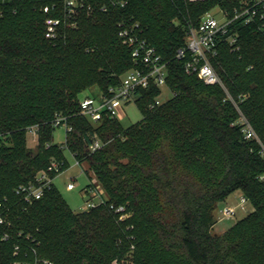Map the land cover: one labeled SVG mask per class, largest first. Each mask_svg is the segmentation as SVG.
<instances>
[{"label":"trees","instance_id":"obj_1","mask_svg":"<svg viewBox=\"0 0 264 264\" xmlns=\"http://www.w3.org/2000/svg\"><path fill=\"white\" fill-rule=\"evenodd\" d=\"M125 1L121 7L89 0L92 9L80 10L75 25L50 42L45 22L62 12L43 9L61 7V0H0V202L6 199L13 223L0 225V264L23 259L14 256L20 243L54 264H264V20H237L238 49L221 45L211 60L258 142L245 138L224 90L188 75L176 57L206 5ZM221 4L229 11L243 5ZM124 21L138 23L158 49L173 96L151 110L161 91L150 87L136 102L143 115L137 124L123 128L107 118L93 124L80 115V94L92 86L99 89L95 97L108 93L134 66L118 35ZM57 116L72 127L65 149L78 165L87 164L84 172L107 196L82 213H74L54 186L30 206L15 195L52 161L62 163L61 171L68 168L64 148L53 140ZM31 127L38 128L36 151L28 147ZM95 138L103 146L91 152ZM237 191L253 211L214 234L219 205ZM111 206L130 216L120 221Z\"/></svg>","mask_w":264,"mask_h":264},{"label":"built area","instance_id":"obj_2","mask_svg":"<svg viewBox=\"0 0 264 264\" xmlns=\"http://www.w3.org/2000/svg\"><path fill=\"white\" fill-rule=\"evenodd\" d=\"M4 1V0H3ZM113 5L124 7L127 4L125 0H110ZM61 7L53 4L45 7L44 13L50 14L61 8L62 15L60 17H48L45 26V38L50 42H55L61 37L63 30L66 27L74 26L80 10L86 7L91 10L92 6L89 0H61ZM106 6L102 7L106 11ZM257 17L264 20V0L245 1L241 8L229 11L221 8L218 14L206 15L200 19L199 24L188 26L185 36V47L177 51L176 57L179 60L185 61V72L188 75H195L207 86H219L225 92L224 102H230L240 113L238 124L242 127V132L246 139L257 140L260 142L254 129L240 112L238 103L233 99L216 70L214 69L211 60L218 55L219 46L228 45L232 50L238 49L239 36L233 28L234 23L242 19L244 24H249ZM119 38L122 43L131 50L133 68L125 72L121 77V82L118 86L111 87L108 93H100L97 97H86L80 101V115L85 117L93 124L100 123L104 119L119 120L123 116L122 106L131 102H136L141 98V91L147 90L150 87H156L160 91L163 87H167L168 67L162 60L158 49L151 45L143 38V31L138 23L120 22ZM162 92V91H161ZM161 95V94H160ZM159 95V96H160ZM159 96L155 102L149 106V109H155L164 103L159 101ZM54 127H65L66 134L72 130L67 120L63 116H57L54 121ZM28 135L38 140V128L31 127L28 130ZM103 146V143L95 138L89 149L91 152H96ZM264 155V150H263ZM78 164V163H77ZM62 163L52 161L45 169L37 173L35 180L28 184L20 185L15 190V195L21 202L27 206L40 200L47 191L52 190L54 178L62 171ZM75 189L73 182L68 183L67 190ZM101 187L92 180L82 190L84 197L87 200V209L90 210L100 204H104L107 199L104 198ZM99 198L98 203L91 200ZM247 200L242 197L240 207L244 208ZM111 209L118 214L119 220L124 221L130 215L125 212L124 207ZM6 199L0 202V225L10 229L13 223L7 217ZM5 212V215L3 214ZM236 208L225 207L222 210L223 217L229 218L234 216ZM21 236V233H19ZM26 240L35 243L36 240L30 236L25 237ZM10 239V234L4 233L2 240L7 242ZM39 244V243H37ZM25 248V250H23ZM14 256L23 257L21 260H16L13 264H54L52 261L38 256L34 246L26 244H17L14 249Z\"/></svg>","mask_w":264,"mask_h":264},{"label":"rangeland","instance_id":"obj_3","mask_svg":"<svg viewBox=\"0 0 264 264\" xmlns=\"http://www.w3.org/2000/svg\"><path fill=\"white\" fill-rule=\"evenodd\" d=\"M192 3H203L206 5L205 12L201 15L200 19L206 15H216L222 8L221 2L224 0H189ZM233 3H236L237 0H230ZM244 3L246 0H239ZM175 22L179 23V20H175ZM98 87L92 86L91 88L83 91L80 94V100L86 97H95L98 94ZM161 95L159 96V101L161 103L167 102L172 98L173 93L168 87H163L161 90ZM123 116L119 118V122L123 128H128L132 125L137 124L143 118L141 111L138 109L137 105L134 102L124 104L122 106ZM54 144H57L64 148V154L67 161L68 168L58 174L54 180V187L57 192L61 195L63 200L69 206V208L74 213H82L88 211L86 205L87 200L84 197L82 190L89 184L91 181L89 177L84 172V169H87V164L80 166L77 164L74 156L65 149V140H66V128L61 126L57 127L53 133ZM38 142L36 139L32 138L28 135V147L33 151L37 150ZM95 179V178H94ZM96 180V179H95ZM73 182L75 184V189L72 191L67 190L68 183ZM96 183L100 186V184ZM102 189V188H101ZM105 199L107 196L104 190H101ZM239 194L231 195L226 202H223L219 205L218 210L216 211V224L213 227V232L216 235H221L226 232L228 229L233 227L238 221L244 219L253 211V205L247 201L244 205V208L240 207V201L242 197H238ZM94 203L99 202V198H94L91 200ZM236 208V212L234 216L229 218H224L222 214V210L226 207Z\"/></svg>","mask_w":264,"mask_h":264},{"label":"crops","instance_id":"obj_4","mask_svg":"<svg viewBox=\"0 0 264 264\" xmlns=\"http://www.w3.org/2000/svg\"><path fill=\"white\" fill-rule=\"evenodd\" d=\"M236 193H238V194H239V196H238V197H242V193H241V192L237 191V192H234L233 194H236ZM233 194H231V195H233ZM231 195H230V196H231ZM230 196H229V197H230ZM229 197H228V198H229ZM228 198H227V199H228ZM227 199H226V200H227ZM225 202H226V201H225ZM226 207H228V206H226Z\"/></svg>","mask_w":264,"mask_h":264}]
</instances>
